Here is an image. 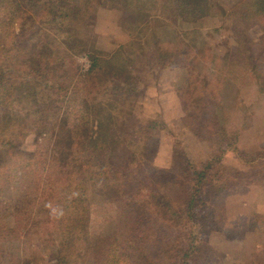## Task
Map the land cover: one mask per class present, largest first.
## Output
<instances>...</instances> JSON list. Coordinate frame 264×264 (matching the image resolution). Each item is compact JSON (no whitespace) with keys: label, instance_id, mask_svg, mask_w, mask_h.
<instances>
[{"label":"trees","instance_id":"16d2710c","mask_svg":"<svg viewBox=\"0 0 264 264\" xmlns=\"http://www.w3.org/2000/svg\"><path fill=\"white\" fill-rule=\"evenodd\" d=\"M233 4L0 0V264L31 263L20 248L19 230L24 228L39 231L41 242L51 246V264H196L202 256L210 257L204 214L216 210L213 198L232 179L210 167L226 152L238 150V144L231 141L234 132L220 134L210 127L223 104L204 92L211 87L210 96H221L223 70L235 55L234 71L252 74L264 98V0ZM100 8L118 12L119 25L129 36L112 53L94 47L90 20ZM217 19L228 22L234 54H214L204 38L201 28L214 26ZM252 26L262 31L257 44L249 37ZM83 52L90 56V66L72 93L65 76L74 73L76 57ZM166 66L180 69L176 91L183 122L198 138L205 128L221 141L220 153L199 171L190 172V162L184 171L174 162L176 172L194 179L183 202L164 191L170 178L176 180L172 169L155 164V138L165 128L162 113L146 116V104L139 99V69ZM73 97L79 99L75 121L69 113L75 110L69 102ZM61 103L69 104L66 110ZM50 129L55 132L53 150H24L33 130L42 134ZM49 202L54 209L63 208L65 216L53 219L45 207ZM97 207L106 209V226L112 231L107 232L109 249L93 255L86 235L93 233L89 226Z\"/></svg>","mask_w":264,"mask_h":264},{"label":"rangeland","instance_id":"374dc122","mask_svg":"<svg viewBox=\"0 0 264 264\" xmlns=\"http://www.w3.org/2000/svg\"><path fill=\"white\" fill-rule=\"evenodd\" d=\"M221 1L225 7L233 8L235 0ZM117 18L118 12L105 8H100L91 18L94 47L98 51L105 54L112 53L128 43L129 36L119 25ZM227 23L217 19L214 26L201 28L214 54L218 53L221 56L224 53L234 54L235 39ZM217 27H219L218 31ZM261 34L259 26H252L249 37L257 44ZM76 60L74 73L65 76L67 84L71 82L67 90L72 93L74 86L85 79L91 61L86 52L79 54ZM230 60L233 62L229 61L223 70L225 82L221 96H210L211 87L207 88L204 94L213 99V102L221 101L223 104V109L215 120L212 119L210 127L220 134L234 132V137L231 139L232 135L227 136V141L231 139L232 142L237 143L238 150H230L223 156L218 155L221 157L220 162L210 167V170L218 167L223 174L232 176V179L228 181L225 191L213 198V208L216 209L210 210L213 217L204 214L208 224V234L205 233L204 237L208 235L206 245L210 248L211 255L202 256L196 264H252L254 261H256L254 264H261L264 260V98L253 81V75H249L243 69L234 71L238 68L236 56L234 55ZM178 69L179 67L176 66H166L156 71L143 67L139 69L137 82L140 83L139 99L146 104V116L153 117L161 111L165 121V128L155 138L158 140L155 164L166 167L169 171L172 169V175L176 176V180L170 178L164 191L172 199L183 202L189 192L188 183L194 182V179L190 178V175L176 172L174 162L178 163L183 171L188 167L187 162H190L194 168L190 172L199 171L208 166L214 153H220L217 143L221 141L213 130L208 131L205 128L201 134L203 138L201 136L198 138L192 132L190 125L183 122V111L176 91L180 82V69ZM214 71L218 69L214 68ZM164 88L167 90L164 91ZM163 92L167 95L161 100ZM154 97L159 101V106L153 100ZM69 102L75 109L69 112L70 120L75 121L79 99L73 97ZM59 105L62 110H66L69 104ZM251 112L254 116L249 115ZM54 134L52 129L50 133L42 134L40 130H33L23 143L24 150L27 152L53 150ZM26 195L30 194L26 193ZM104 209L95 208L89 226L93 233L91 232L89 237L86 235L87 239H90L93 255L102 254L110 245L107 241L109 237L107 232L112 229L106 226L107 213ZM87 230L84 232L89 233ZM19 232L20 248L26 260L30 261V264H51L49 254L52 248L41 242V233L27 228L20 229ZM206 257L208 261L204 260Z\"/></svg>","mask_w":264,"mask_h":264},{"label":"clouds","instance_id":"9594fccd","mask_svg":"<svg viewBox=\"0 0 264 264\" xmlns=\"http://www.w3.org/2000/svg\"><path fill=\"white\" fill-rule=\"evenodd\" d=\"M45 207L51 210L49 214L53 219L59 220L65 216V211L63 210V208H59L58 210L54 209L51 202L46 204Z\"/></svg>","mask_w":264,"mask_h":264},{"label":"crops","instance_id":"0c3cea01","mask_svg":"<svg viewBox=\"0 0 264 264\" xmlns=\"http://www.w3.org/2000/svg\"><path fill=\"white\" fill-rule=\"evenodd\" d=\"M167 70H168V69H167ZM164 72H167V71H164ZM153 87L155 88L156 86H153ZM163 90L165 91V90H167V89L164 88ZM164 93H165V92H163V94L161 93V94H162V95H161V100L165 97V95H167V94H164ZM157 95H159V92L157 93ZM168 95H169V94H168Z\"/></svg>","mask_w":264,"mask_h":264}]
</instances>
